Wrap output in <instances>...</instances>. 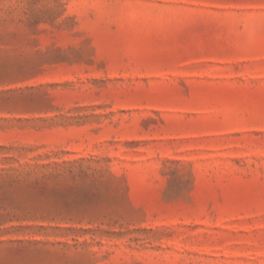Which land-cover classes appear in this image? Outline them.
I'll return each mask as SVG.
<instances>
[{"label":"rangeland","instance_id":"1","mask_svg":"<svg viewBox=\"0 0 264 264\" xmlns=\"http://www.w3.org/2000/svg\"><path fill=\"white\" fill-rule=\"evenodd\" d=\"M0 264H264V0H0Z\"/></svg>","mask_w":264,"mask_h":264}]
</instances>
